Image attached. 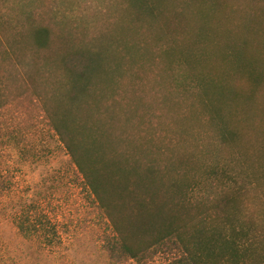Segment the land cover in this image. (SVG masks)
Wrapping results in <instances>:
<instances>
[{"label": "trees", "instance_id": "1", "mask_svg": "<svg viewBox=\"0 0 264 264\" xmlns=\"http://www.w3.org/2000/svg\"><path fill=\"white\" fill-rule=\"evenodd\" d=\"M32 1L0 0V15L51 12L58 3ZM164 1L106 5L105 19L115 11L150 16L137 33L134 59L121 45H43L48 25L37 29L41 45H0V148L43 163L51 138L101 212L110 257L264 264V124L255 125L250 101L232 79L180 73L193 53L179 45H237L222 39L223 27L211 19L223 0H172L177 12L160 17ZM192 13L201 20L185 21ZM229 69L247 73L253 88L264 86L249 66ZM249 132L260 141L252 152L242 142ZM215 146L229 152L220 157ZM46 191L14 222L22 235L54 248L61 239Z\"/></svg>", "mask_w": 264, "mask_h": 264}, {"label": "rangeland", "instance_id": "2", "mask_svg": "<svg viewBox=\"0 0 264 264\" xmlns=\"http://www.w3.org/2000/svg\"><path fill=\"white\" fill-rule=\"evenodd\" d=\"M56 1L53 11L41 14L39 11L3 10L0 45H41L37 29L48 25L43 45H95L104 49H118L121 45L135 58L137 33L146 29L150 16L115 11L105 19L109 0ZM221 2L223 10L209 15L212 14V21L220 22L223 27L222 39H230L237 45H199L195 48L179 45L177 49L188 53L185 55L193 53L187 58L189 65L183 66L180 73L189 75V71L214 80L232 79L235 88L250 101L248 105L254 112L255 125L261 127L264 124V86L253 88L246 79L247 73L242 77L229 67L235 63L249 66V70L254 71L252 76L264 79V0ZM112 3L114 7L116 0ZM44 4H48V0L31 3L32 7ZM162 6L160 17L177 12L178 5L172 0L164 1ZM184 20L195 23L201 16L192 13ZM156 21L163 23L164 19ZM246 106L243 104L242 108ZM189 131L195 133L192 128ZM46 141L49 150H45L43 163L23 162L16 150L0 148V264H135L128 259L110 257L104 250L103 239L108 230L101 212L80 181L74 179L68 156L62 149L55 148L56 143L51 138L47 137ZM242 142L247 143L249 152L260 144L254 132H249ZM211 152L225 157L229 151L215 146ZM38 191H42L39 196L46 191V209L57 215L61 242L54 248L43 247L40 240L22 235L15 226L14 215L38 198Z\"/></svg>", "mask_w": 264, "mask_h": 264}]
</instances>
